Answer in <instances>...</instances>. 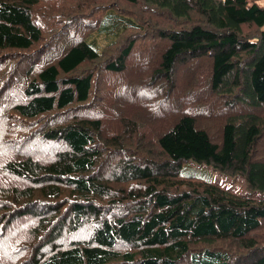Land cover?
<instances>
[{"label":"trees","instance_id":"16d2710c","mask_svg":"<svg viewBox=\"0 0 264 264\" xmlns=\"http://www.w3.org/2000/svg\"><path fill=\"white\" fill-rule=\"evenodd\" d=\"M69 1L0 0L17 127L0 129V264H264L261 0ZM180 89L207 96L169 108ZM214 100L231 109L216 141L198 120ZM191 162L245 191L181 175Z\"/></svg>","mask_w":264,"mask_h":264},{"label":"rangeland","instance_id":"374dc122","mask_svg":"<svg viewBox=\"0 0 264 264\" xmlns=\"http://www.w3.org/2000/svg\"><path fill=\"white\" fill-rule=\"evenodd\" d=\"M91 1H96V2H99V3L108 2V0H91ZM69 3L75 4V1L70 0ZM259 6L260 7H264V0H261L259 2ZM262 29L264 30V27ZM9 56L11 57L12 61L15 62L17 65L22 66L25 63L23 57L20 56V55H17L15 53L11 52V54ZM2 57H5V55H3ZM199 69L195 70V69L190 68V69L183 70L182 73L176 74L174 76V78H175V80L177 82V86H176L177 90L181 86L183 87V85H190V84L195 83V81L192 78L193 75H195V78H198L200 80V72H196V71H199ZM24 70L27 71L26 69H24ZM202 72H203V70H202ZM131 81H133V80H131ZM154 88L157 89L156 86ZM204 93L205 92L200 91V92L190 93V94H192V95H190L189 93L181 91V89H180L178 93L175 92V94L178 95L176 98L175 97H168V107L169 108H172L174 106L180 107L182 102L190 101L192 96H194L196 94H200V95H198L199 98L206 97L207 94L204 95ZM121 94L122 93L120 92L118 95L117 94H115V95L119 96L118 99H119V101L121 100L122 103L129 104L123 110V111L126 112V114L124 113V115H123L124 117H126V118H129V117L136 118V117L144 116L146 118H150V115H148L147 113H144V109H142L141 107L138 106V105H140V106H143V108H144V106H145L144 103L143 102H138L137 99H139L145 93L143 94V92H139L137 94V97L136 98L131 97V100H129L130 97L127 98L125 96H121ZM114 102H117V101L114 100ZM211 104H213V105L210 107V109L208 111L209 115L208 116H200L199 115L198 116V120L200 122H203V123H200V124H202L201 127H204V129L207 130V133L210 134L211 138L214 141H216V138L218 140V135H219V125H220V123H222L223 118L227 114H229L228 110H231V109H227V107H223L221 105V101H219V100H214V101L211 102ZM130 105L133 106V107L129 110V106ZM223 105H224V103H223ZM15 116H16L15 113H13L11 110H7L6 113H0V129L4 130L6 128H11L12 130H15L17 128L15 126V124H11L10 123L11 120H14L16 118ZM176 116H178V115H176ZM168 117H169V115H167L165 117H161V118H152L151 117V120L162 121V122H158V123L154 122L155 124H154V126H152V131H155V130L157 131L160 127L163 128L164 126H162V125H164V122L168 121L166 119ZM55 118H56V116H48V117H46V119H42L41 123L43 121L46 122V121L54 120ZM143 120L147 121V119H143ZM109 131L117 132V130H113V129H110V128L103 129V133H106V132H109ZM24 132L25 131L22 130V133H24ZM263 148H264V146L260 148V152H259L260 155H262V152H263V155H264V149ZM180 172H181V175H183L185 177H194V178H199V179H202V180H205V181H209V180L215 181L216 180V182L218 181L219 183L222 184V186H226V187L230 188L234 192L245 191V187H244L245 185L243 183L242 178H240V177L229 178V177H226L224 175H220L218 173H214L209 168H206V166H204V165H199L197 163H192L191 162V163L185 164L183 169Z\"/></svg>","mask_w":264,"mask_h":264}]
</instances>
